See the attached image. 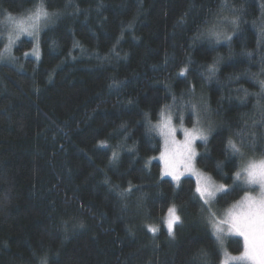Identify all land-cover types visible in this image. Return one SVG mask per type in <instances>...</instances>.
<instances>
[{
	"label": "trees",
	"instance_id": "1",
	"mask_svg": "<svg viewBox=\"0 0 264 264\" xmlns=\"http://www.w3.org/2000/svg\"><path fill=\"white\" fill-rule=\"evenodd\" d=\"M37 2L0 0V52L6 17ZM45 2L60 15L40 36V59L25 58L32 46L20 40L15 59L0 63V264H243L230 259L243 252L240 239L217 243L192 198L194 180L177 186L148 162L161 151L150 125L168 105L192 127L195 104L211 128L196 166L236 189L212 211L241 200V162L227 145L255 133L256 151H264V0H227L239 22L217 23L231 36L222 43L205 27L233 19L220 11L222 0ZM114 81L124 86L110 87ZM172 204L182 219L174 237L163 224Z\"/></svg>",
	"mask_w": 264,
	"mask_h": 264
},
{
	"label": "snow or ice",
	"instance_id": "2",
	"mask_svg": "<svg viewBox=\"0 0 264 264\" xmlns=\"http://www.w3.org/2000/svg\"><path fill=\"white\" fill-rule=\"evenodd\" d=\"M230 9L227 0H222L220 5V11ZM233 19L228 20L224 17L223 20L213 21L211 26L208 22H205L207 29V35L210 39H215L217 43L220 42L222 33L216 30L217 23H230L237 25L239 22L238 9H230ZM58 12H49L45 0H38L34 10H30L26 16L16 20L12 16H7L6 20L15 24L16 36L12 35L8 37V45L5 47L4 52L8 53L5 57L4 53H0V61L5 59H15L11 56V47L16 40L19 39L21 33L27 34L30 37L36 39L41 31V27H48L50 22H53L54 18L59 17ZM261 38H264V25H261ZM225 40H230L231 36L224 35ZM55 43V42H53ZM259 45V41H258ZM247 55L251 56V53ZM188 67L185 65L181 69L179 75L185 76L188 72ZM215 63L207 67L209 74L208 78L215 76L217 72ZM261 94L264 95V81H260ZM124 85L120 82H113L110 87L121 88ZM247 95V93H245ZM175 102V97L173 98ZM171 106L166 105L165 109ZM194 115H197V123L192 129H183L184 139L182 141L176 140L177 129L172 124V116L165 113V109L161 110L162 120L159 124L155 125V129L164 139V152L161 153L160 159L164 161L165 169L163 175L171 177L173 181H179L181 176L185 172H189L195 175L197 178L196 186L193 192V200L202 202V212H206L205 217L208 226L212 229V234L216 237L217 243L220 247H223V233H234L237 236L243 238L244 251L239 257H231L232 260H248L251 264H264V151L257 153L256 151V136L253 133L250 140H241L238 144L232 139L228 140L227 151L234 157L240 160L238 170L235 172L234 184L239 182V185L243 186L245 195L243 199L232 206L223 219H217V213L212 211L213 204L218 194L224 195L231 194L236 189H230L224 184H216L211 177L199 172L195 168V158L197 152L195 150V142L200 140L206 142L211 128H204L199 126V117L196 112V105H190ZM147 118V114H146ZM183 120V117H180ZM124 127L123 125L121 126ZM238 135H240L238 133ZM249 147L251 155L246 154L245 147ZM101 147H107L105 142H101ZM132 151V149H129ZM119 158V154L116 151L112 153V160L115 161ZM219 168L220 165L218 164ZM131 186L120 195L126 198V193L131 192ZM252 192H256V195H252ZM207 206V207H204ZM164 226L167 229L169 236L174 237L175 229L177 225L182 224L181 215L178 213V209L175 204L170 205L165 213ZM227 225V229L223 227ZM79 228H83L84 225L80 223L77 225ZM148 231L155 234L159 231V227L155 225H148ZM227 255V254H225ZM207 256L205 253H201V260L206 261ZM41 264H47L46 259L41 261ZM224 264H228V260L224 261Z\"/></svg>",
	"mask_w": 264,
	"mask_h": 264
},
{
	"label": "rangeland",
	"instance_id": "3",
	"mask_svg": "<svg viewBox=\"0 0 264 264\" xmlns=\"http://www.w3.org/2000/svg\"><path fill=\"white\" fill-rule=\"evenodd\" d=\"M34 8H35V7H34ZM34 8H32V9H30V10H34ZM30 10H29V11H30ZM29 11H27L26 13H24V14H22V15H17V16H12V17L15 18L16 20H19V19L23 18L24 16H26L27 13H28ZM54 21H55V18H54L53 22H50V23H49V26H51V25L54 23ZM5 26H6V35H5V36H6V40H7V41H6V46H7V45H8V37H9V35H12V36L15 38V36H16V28H15V24H14V23H12V22H10V21H7V20H6V22H5ZM49 26H48V27H49ZM48 27H43V25H42V27H41V31L39 32V35H38V37H37L36 39H34L33 37L28 36L27 34L21 33V34L19 35V39L16 40L15 43H14V44L12 45V47H11V56H12V48H13V46H15L20 40H26V41H28V42L31 44L32 48H31V50H30L29 52H27V53L25 54V58H30V59H32V60L38 61V60L40 59V47H39L40 36H41L42 32H43L45 29H47ZM220 28H221V29H220ZM218 29H219V30H218ZM218 29H216V30L219 31L220 33H222L221 40H220L219 43H222V42L226 41V40L223 38V36H224V35L230 36V35H228L229 33H227L226 31H224L222 27H219ZM209 39H210V38H209ZM210 40H213L214 42H216L215 39H210ZM6 46H5V47H6ZM0 53H4L5 57L8 56V53L4 52V50H3L2 52H0ZM5 60H7V61H11V59H5ZM5 60H3V61H5ZM3 61H0V63L3 62ZM165 113H166V114H170V115L172 116V124H173V126L177 129L176 140H178V141H182V140L184 139L183 129H185V128H187V129H192V128L196 125V123H197V119L195 118L197 115H195V117H193L194 120H195L194 125H193L192 127H186V126H185V120L183 119V120L181 121L180 118H178V119H174V117H173V115H172V111H171L170 109H166V110H165ZM161 120H162V117L160 116V119L158 120V122L153 123V124L150 125V130L152 131V133L155 134L156 136H158V138H159L160 141H161V151H160V153H159L157 156L152 157L151 159H149L148 162H150V163H151V162H156V163H158L159 166H160V175H161V178H163V179H169V180H171L174 184L177 185V182H176V181H173V180L171 179V177L163 175V173H164V169H165V164H164V161L160 159V156H161V153L164 152V139H163V137L159 134V132H158V131L155 129V127H154L155 125L159 124V123L161 122ZM199 121H200L199 126H202V127H204V128H208V127L206 126V123H205L204 121L202 122V121L200 120V118H199ZM209 135H210V133H209ZM209 135H208V137H209ZM200 142H202V141L197 140V141L195 142V150H196V152H197V156H198V148H197V144L200 143ZM197 156H196V158H195V168H196L199 172L203 173V172H202L201 170H199V169L197 168V166H196V159H197ZM203 174H205V173H203ZM205 175L208 176L207 174H205ZM208 177H209V176H208ZM185 178H190V179L194 180V182H195V184H196L197 178H196L195 175H192V174L189 173V172H185L184 175L181 176L180 181H181L182 179H185ZM180 181H179V183H180ZM221 194H223V193H221ZM221 194H218L217 197H218L219 195H221ZM251 194H252V195H256V192H252ZM217 197H216V198H217ZM243 197H244V196H243ZM243 197L241 198V200L243 199ZM241 200H240V201H241ZM240 201H238L237 203H239ZM237 203H235V204H237ZM214 206H215V202H214V204H213V208H214ZM232 206H233V205H232ZM232 206L229 207L228 209L222 211V212H215V211H214L215 213H217V219H218V220H219V219H223V218L225 217V214L227 213V211H228L230 208H232ZM163 224H164V223H163ZM223 227H224L225 229H227V225H223ZM210 229H211V228H210ZM211 231H212V229H211ZM222 235H223V240H224V239L227 240V239H229V238H236V239L238 238V239H240V240L242 241V244H243V251H244V241H243V238H242V237L237 236V235H235L234 233H228V232H225V233H223ZM242 253H243V252H242ZM242 253H241V254H242ZM241 254L238 255V256H235V257H239V256H241ZM237 262H240V263H243V264H251V261H248V260H237Z\"/></svg>",
	"mask_w": 264,
	"mask_h": 264
}]
</instances>
